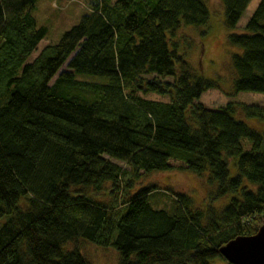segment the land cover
I'll return each mask as SVG.
<instances>
[{
    "label": "trees",
    "instance_id": "16d2710c",
    "mask_svg": "<svg viewBox=\"0 0 264 264\" xmlns=\"http://www.w3.org/2000/svg\"><path fill=\"white\" fill-rule=\"evenodd\" d=\"M40 1L0 0V264H91L68 248L80 240L114 247L119 264H230L221 248L264 226V133L234 115L263 122L264 106L200 102L216 82L172 38L208 24L205 0H87L31 61L49 33ZM222 2L234 30L252 0ZM230 43L241 51L232 96L264 95V0ZM171 170L206 178L211 201L229 203L138 187Z\"/></svg>",
    "mask_w": 264,
    "mask_h": 264
},
{
    "label": "rangeland",
    "instance_id": "374dc122",
    "mask_svg": "<svg viewBox=\"0 0 264 264\" xmlns=\"http://www.w3.org/2000/svg\"><path fill=\"white\" fill-rule=\"evenodd\" d=\"M210 12V20L207 25L196 28H183L177 38L172 40H183L181 50L198 75L206 80L216 82L215 89L208 90L200 102L211 109H221L230 103H246L256 106H264V95L259 93H241L233 95L234 70L231 65V58L241 51L230 43V36L245 32V27L256 11L261 0H252L238 26L229 30L225 26L226 9L222 0H205ZM87 0H41L34 15L39 26H46L49 29L47 37L41 42L31 61L41 53L49 44L58 43L62 35L81 21L83 15L88 11ZM237 120H242L251 128L264 133V121L247 118L245 115L235 114ZM246 151L252 149L249 139L242 141ZM235 160L230 161L231 175L237 174ZM117 165L125 168V165L114 161ZM146 184H154L162 189L173 192L188 194L195 204L206 208L210 204L219 208L229 203L232 196L225 197L212 202L210 199V185L206 178H200L189 171L171 170L166 172L151 173L144 176L138 187ZM248 184V183H246ZM252 188L251 186H249ZM106 198V197H105ZM107 199V198H106ZM156 206L169 208L170 201L164 197L156 198ZM0 221V226L5 222ZM69 249H79L91 264H119L121 254L114 247H102L89 241L80 240L70 244ZM211 264H225V260L218 258L211 261Z\"/></svg>",
    "mask_w": 264,
    "mask_h": 264
},
{
    "label": "water",
    "instance_id": "95a60500",
    "mask_svg": "<svg viewBox=\"0 0 264 264\" xmlns=\"http://www.w3.org/2000/svg\"><path fill=\"white\" fill-rule=\"evenodd\" d=\"M220 252L230 264H264V226L253 236L232 240Z\"/></svg>",
    "mask_w": 264,
    "mask_h": 264
}]
</instances>
